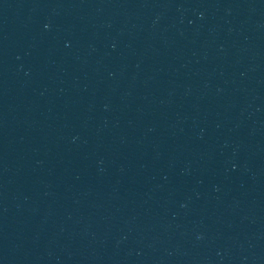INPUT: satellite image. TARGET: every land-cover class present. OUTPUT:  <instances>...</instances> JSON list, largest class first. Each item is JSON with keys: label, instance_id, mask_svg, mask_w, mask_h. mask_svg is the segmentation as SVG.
Listing matches in <instances>:
<instances>
[{"label": "water", "instance_id": "95a60500", "mask_svg": "<svg viewBox=\"0 0 264 264\" xmlns=\"http://www.w3.org/2000/svg\"><path fill=\"white\" fill-rule=\"evenodd\" d=\"M0 264H264V0H0Z\"/></svg>", "mask_w": 264, "mask_h": 264}]
</instances>
